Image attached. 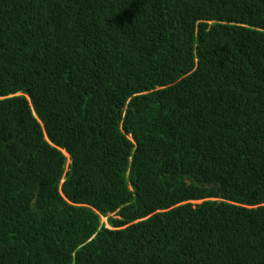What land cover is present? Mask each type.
<instances>
[{"label": "trees", "instance_id": "16d2710c", "mask_svg": "<svg viewBox=\"0 0 264 264\" xmlns=\"http://www.w3.org/2000/svg\"><path fill=\"white\" fill-rule=\"evenodd\" d=\"M0 264H264V0H0Z\"/></svg>", "mask_w": 264, "mask_h": 264}, {"label": "rangeland", "instance_id": "374dc122", "mask_svg": "<svg viewBox=\"0 0 264 264\" xmlns=\"http://www.w3.org/2000/svg\"><path fill=\"white\" fill-rule=\"evenodd\" d=\"M71 164V161L68 162V166ZM113 215H110L109 217H111ZM101 224L104 225L105 227H108V223H107V218H101Z\"/></svg>", "mask_w": 264, "mask_h": 264}, {"label": "clouds", "instance_id": "9594fccd", "mask_svg": "<svg viewBox=\"0 0 264 264\" xmlns=\"http://www.w3.org/2000/svg\"><path fill=\"white\" fill-rule=\"evenodd\" d=\"M63 153L67 156V158H68V162L71 161L70 156H69L68 154H66V152H64V151H63ZM71 164H72V161H71ZM71 164H70V165H71ZM67 166H68V165H67ZM101 218H104V217H101ZM108 227H109V226H108ZM108 227H107V228H108Z\"/></svg>", "mask_w": 264, "mask_h": 264}]
</instances>
